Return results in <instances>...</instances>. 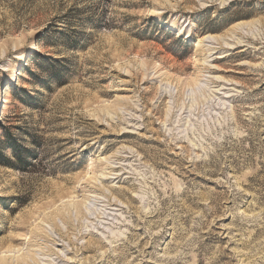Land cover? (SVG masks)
Segmentation results:
<instances>
[{
    "label": "rangeland",
    "instance_id": "rangeland-1",
    "mask_svg": "<svg viewBox=\"0 0 264 264\" xmlns=\"http://www.w3.org/2000/svg\"><path fill=\"white\" fill-rule=\"evenodd\" d=\"M4 131L0 264H264V0H0Z\"/></svg>",
    "mask_w": 264,
    "mask_h": 264
},
{
    "label": "trees",
    "instance_id": "trees-1",
    "mask_svg": "<svg viewBox=\"0 0 264 264\" xmlns=\"http://www.w3.org/2000/svg\"><path fill=\"white\" fill-rule=\"evenodd\" d=\"M45 60L44 65L49 66V68H53L60 62L56 59H52L49 57L44 58ZM10 153L13 158L18 161L20 159L21 154L28 155V151H23L19 145L18 140L14 137V135L4 131L3 134L0 136V164L5 165L9 164L6 157H3L2 154ZM6 166V165H5Z\"/></svg>",
    "mask_w": 264,
    "mask_h": 264
},
{
    "label": "bare ground",
    "instance_id": "bare-ground-1",
    "mask_svg": "<svg viewBox=\"0 0 264 264\" xmlns=\"http://www.w3.org/2000/svg\"><path fill=\"white\" fill-rule=\"evenodd\" d=\"M203 41H204V40H203ZM200 44H201V43H200ZM200 44H198V46H200ZM198 46H197V47H198Z\"/></svg>",
    "mask_w": 264,
    "mask_h": 264
}]
</instances>
